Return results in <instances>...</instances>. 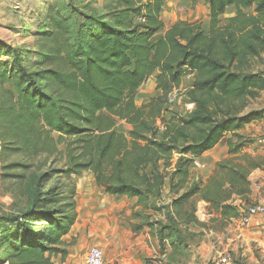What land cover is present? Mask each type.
I'll list each match as a JSON object with an SVG mask.
<instances>
[{
  "label": "trees",
  "instance_id": "16d2710c",
  "mask_svg": "<svg viewBox=\"0 0 264 264\" xmlns=\"http://www.w3.org/2000/svg\"><path fill=\"white\" fill-rule=\"evenodd\" d=\"M203 1L207 31L198 21H178L164 31V0H116L104 18L84 14L70 40H58L57 32H69L55 21L50 31L25 33L30 44L8 47L10 61L0 62L1 170L35 169V183L29 207L0 218V264L65 260L75 242L64 237L78 218L72 177L83 172L110 197L164 210L166 223H156V236L160 244L170 239L172 254L179 225L181 233L205 227L182 208L193 196L222 221L239 218L234 197L249 193L248 178L261 169L241 155L246 142L237 132L264 121V110L245 112L264 91V74L246 70L249 59L264 55V0ZM230 8L233 15L222 23ZM156 73L158 95L136 106L138 90ZM186 78L192 109L181 115L170 102ZM113 118L130 127L127 135L114 130ZM227 134L237 138L226 141L229 157L178 195L193 160ZM37 158L42 160L34 163ZM168 175L176 198L170 207L156 208Z\"/></svg>",
  "mask_w": 264,
  "mask_h": 264
},
{
  "label": "rangeland",
  "instance_id": "374dc122",
  "mask_svg": "<svg viewBox=\"0 0 264 264\" xmlns=\"http://www.w3.org/2000/svg\"><path fill=\"white\" fill-rule=\"evenodd\" d=\"M199 1L179 0L180 4L178 7L182 13L180 15L182 17L197 15L198 20L196 21L201 23L204 31H207L206 5ZM115 4L116 0H0V62L10 61L8 47H20L33 41L32 36L30 34L27 36L25 33L50 31L53 23L57 21L61 26L66 27L69 32L68 36H66V33L64 36H61V32L56 33L58 40L62 43L65 39H71L72 32L76 31L83 22L82 17L84 14H92L104 18V15L112 12ZM250 11L248 10L247 12ZM233 13V9L231 11L226 10L225 14L220 18L222 23L231 17ZM166 18L167 15L163 13L162 19L164 23H167L165 21ZM162 33L157 34L155 39L159 38ZM34 50L32 49L31 52ZM246 70L253 74H264V55L256 59H249ZM182 83L179 92H173L172 94L170 108L178 111L181 115H186L192 109L191 103L184 94L187 91L186 89L189 88L191 79L187 78ZM156 94V83L153 75L138 90L136 95L137 104L148 101ZM261 110H264V91L260 93L257 99L248 102L245 112ZM113 122L115 131L125 135L128 134L130 127L125 122L115 118H113ZM262 135H264V131L259 132L254 142L257 147L255 150H258V153L263 157L264 150L258 144V139ZM12 160L13 157L8 158L4 162L5 165ZM41 160V158H37L33 162L36 163ZM49 162H51V159ZM61 165L60 162H57L55 167L59 168ZM34 171L35 169L3 171L1 170L0 161V218L5 219L6 217L19 215L29 207L34 193ZM86 173L88 172H83L81 175H86ZM189 174L187 183L178 191V195L188 191L194 184L203 183L200 172L191 166ZM14 176H21L22 178H14ZM74 178L72 177L73 182ZM96 198L103 200L101 195H96ZM107 198L109 200L107 202L111 205L118 203V198ZM198 200V196H193L187 205L182 208L192 212L198 221L205 224V227L191 226L186 232L179 233L177 237H173L172 240L178 244V252L174 261L169 264H264V214L255 216L246 226L239 225L238 219L219 222L216 218L209 217L212 213L217 214L216 211H211L209 208L204 210L202 207H198ZM104 212L105 209L98 210L97 216L99 217H93L91 220L95 231H98L101 221L105 217L103 216ZM147 213V211L141 210L138 214L141 218L136 219L128 216V219H124L127 223L123 224L118 230V235H116L118 238L117 245L116 247L114 244L109 246L107 258L104 257L103 264H105L106 260L114 258L124 259L127 256L130 241L132 240L131 235L138 234L142 230L141 226L146 224L145 218H147V223H149L148 219L150 217ZM204 215H208V218L204 219ZM88 220L90 221V218L83 217V220L79 221V225L82 223L85 227V223ZM139 227H141L140 231H138ZM110 236L114 239V231H112V234L110 233ZM72 241L76 243L77 239L73 238L70 242ZM202 242L205 245L209 244L210 248L202 249ZM89 248L90 246L87 249ZM223 257L226 258V263L220 262ZM150 261L146 259L144 264H151Z\"/></svg>",
  "mask_w": 264,
  "mask_h": 264
},
{
  "label": "crops",
  "instance_id": "0c3cea01",
  "mask_svg": "<svg viewBox=\"0 0 264 264\" xmlns=\"http://www.w3.org/2000/svg\"><path fill=\"white\" fill-rule=\"evenodd\" d=\"M199 2H203V4L206 5L203 0H200ZM179 4V0H164V5L160 14L162 22L163 13L167 15V18L165 19L167 23L163 22L164 31L178 21L194 22L198 20L197 15H187L182 17V15H180V8L178 7ZM205 10L208 17L209 11L207 6ZM228 10L231 11L232 9L230 8ZM156 75L157 73L154 75V81ZM184 80H187V78ZM182 84L180 88L182 87ZM156 95H158V93ZM146 102L138 105L137 98L135 99L136 106H140ZM261 131H264V121L246 125L242 130L237 132V134L242 138V141L246 142L241 155H246L248 159L261 164V169L252 172L248 178L250 184L249 193L234 197L232 203L237 206L238 209L254 203L264 202V156L262 157L258 153V150H255L257 147L254 142V139ZM227 140L235 142L237 138L232 137L231 134H227L213 149L197 158L203 165L202 169L198 170L202 176L203 182L210 177L217 162L226 160L229 157L226 145ZM176 159L177 155H174L172 162L174 163ZM241 162L244 163V161ZM168 183L169 175L164 179L160 199L156 200L154 203L156 208L163 206L170 207L172 200L176 198V194H172L170 192ZM74 184L76 186L78 218L75 225L64 237V241L69 243L70 240L74 238L77 239V242L68 249V255L64 261H61L60 257H52L51 260L54 264H84L86 254L89 250L87 249L88 246L91 247L96 243L98 245L94 246H98L103 251L104 257L107 258L109 246L114 244L116 247L117 245L118 238L116 235H118V230L123 226V224L127 223L124 219H128V216L132 217L134 214H139V212L143 209L141 206L136 205V199H128L125 197H115L118 198V203L112 205L109 204V202H107L109 201L107 197L110 196L105 194L103 189L96 185L94 176L91 173L75 177ZM96 195H101L103 200L97 199ZM198 207H202L204 210H207L208 208L207 204L203 203L200 199L198 200ZM102 209H105L103 215L105 217L102 219L98 231H95L91 224V220L93 217H99L97 216V212ZM144 211L148 212L147 215L150 217L148 219L149 223H147V218H145L146 224L142 226V230L138 234L131 235L132 240L130 241L127 256L124 259L114 258L106 260L105 264H144V260L146 259L151 260V264H169L174 261L175 255L178 252V247L175 254H172V248L169 242L170 239L163 240L160 244L156 236V229L158 228L156 223H166L164 217L165 211L162 210L161 213H157L150 208L145 209ZM168 211L171 210L168 208ZM100 216L102 215L100 214ZM83 217L90 218V221H86L85 227L82 223L79 225V221H82ZM209 217L216 218L219 222L222 221L218 213H212ZM205 218L207 219L208 215H204V219ZM202 222L204 221L202 220ZM149 224L152 226H149ZM178 228L181 233L184 226L179 225ZM112 231H114V239L110 236ZM201 248L209 249L210 247L209 244L205 245V243L202 242Z\"/></svg>",
  "mask_w": 264,
  "mask_h": 264
},
{
  "label": "built area",
  "instance_id": "2783aa9c",
  "mask_svg": "<svg viewBox=\"0 0 264 264\" xmlns=\"http://www.w3.org/2000/svg\"><path fill=\"white\" fill-rule=\"evenodd\" d=\"M258 144L264 150V135H262L258 139ZM192 167L196 170L202 169L203 165L198 159H194L192 163ZM240 216L238 218L239 225L246 226L248 225L251 220L258 215L264 214V202L254 203L248 205L246 207L238 209ZM104 262V255L103 251L98 246H92L89 248L84 264H103ZM221 263H226V258L223 257L220 259Z\"/></svg>",
  "mask_w": 264,
  "mask_h": 264
}]
</instances>
